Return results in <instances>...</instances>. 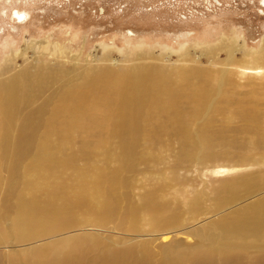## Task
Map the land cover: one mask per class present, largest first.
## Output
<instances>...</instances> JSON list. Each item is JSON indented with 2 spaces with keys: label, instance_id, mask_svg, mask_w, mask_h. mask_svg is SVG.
I'll return each mask as SVG.
<instances>
[{
  "label": "rangeland",
  "instance_id": "rangeland-1",
  "mask_svg": "<svg viewBox=\"0 0 264 264\" xmlns=\"http://www.w3.org/2000/svg\"><path fill=\"white\" fill-rule=\"evenodd\" d=\"M263 2L0 0V93L11 90L12 99L8 101L14 104V113L19 114L13 122L9 121L8 106L0 114V230L9 225L4 218H9L16 203L32 194L43 209L63 205L60 207L62 220L56 228L67 221L72 225L68 217L73 224L78 223L56 229L57 232L67 230L65 235H72L87 231L80 222L87 217L88 207L82 204L70 207L80 197L76 174L100 169L109 174L125 165L132 171L124 173L130 183L118 191L104 187L101 196L110 206L111 224L123 222L122 231L126 230L128 212L146 199L167 206L169 209L164 208L168 215L179 214L177 233L192 230L216 217L214 200L219 197L220 181L264 171ZM231 45L236 46V52L228 70L229 82L224 84L225 90L220 96H212L213 100L205 107L195 105L199 118L191 120L188 132H181L172 124L175 110L192 115L190 108L194 103L188 104L187 96L182 93L170 111L148 103L145 116L135 119L137 133H130L126 126L127 111L123 109V115L118 111L123 107L114 99L116 91L112 82H102L92 90L84 82L81 84L86 95L92 92L103 100L96 103V110L84 113L79 121L62 113L61 104H57V96L63 94L66 86L79 83L78 73L91 69L103 73L102 67L119 73L124 67L147 64L165 71L180 67L184 61L190 65L188 68L182 65L186 66L190 81L208 86L211 82L202 70H214V64H225ZM258 60L261 69L255 71L251 67ZM240 62H250L252 66L249 63L250 68L241 71ZM13 77H18L20 87L5 86L4 82ZM142 100L151 102L148 97ZM83 110L81 107L80 111ZM239 113L246 116L241 118ZM107 116L112 122L115 117H124L121 126L125 125V129L114 132L110 127L111 131H105L101 123H106ZM201 132L205 137H201ZM199 139L205 143L198 147ZM252 141L255 146L251 145ZM223 168L231 170L216 174L215 171ZM32 175L33 183L28 184L27 178ZM261 190L260 194L264 192V185ZM197 194L200 207L190 212L187 202ZM177 233L170 241H184ZM117 237L127 240L133 236L109 232L103 241L113 250L120 249L123 244L115 241ZM11 239L0 246V264H34L38 259L34 246L49 240L25 245ZM142 239L151 242L149 264H159L161 251L168 241H162L159 235ZM186 241L193 243V240ZM129 243L126 245L134 244ZM236 254L243 258L241 264L262 260L253 251L250 259L242 253ZM91 257L89 253L86 260ZM207 261L213 260L200 256L197 261L192 257L189 264Z\"/></svg>",
  "mask_w": 264,
  "mask_h": 264
},
{
  "label": "bare ground",
  "instance_id": "bare-ground-1",
  "mask_svg": "<svg viewBox=\"0 0 264 264\" xmlns=\"http://www.w3.org/2000/svg\"><path fill=\"white\" fill-rule=\"evenodd\" d=\"M235 52L236 46L231 45L228 49V58L225 64H214V70H202L203 76L211 82L208 86H205L203 83H192V81H190L191 79L188 76L189 73L187 70L190 65L184 61H181V66L184 64L187 65V68L186 66H180L178 68L174 67L175 69L172 70L165 69V71L162 70L161 67L157 68L156 66H148L143 63V65H139L141 71L138 69L139 67L133 66L131 68L124 67L119 73H114V71L112 72L109 68L105 69L102 67L104 68H101L103 73L92 69L88 72L84 71L83 74L81 72L84 81L81 78V74L78 73V75H76V80H78L79 83L69 84L63 90L61 88L63 94L57 96V104H61L60 109H62V113L68 114L70 118L75 121H79L84 113H92L93 109L96 110V103H102L103 100L102 98H97L95 96L96 94L94 95L92 92L86 95L81 88V84L84 82V85L91 86L90 88L92 90L96 88V85H101L102 82H112L115 86L114 90L116 91L114 99L120 104L119 107H123L119 108L118 111L120 115L125 113L123 109L127 111L129 120H126L128 121L126 126L130 133H137L135 128L138 120L135 119L145 116V110L147 109L144 110V108L148 103L152 104V107L160 106L165 108L166 111H170L173 110L175 100L179 99L182 93L183 96H187L188 104L194 103V106L192 105L190 108V110H192V115L189 116L187 113L183 114L181 110H175L172 124L181 132H188L190 123H192L191 120L199 118V110L195 109V105L199 104L200 107H205V104L213 98L212 96L219 95L221 91L223 92V90H225L223 89L224 84L229 82L230 75H228V70L230 64L234 60ZM259 62V60L256 61L251 69L260 71L261 65H259ZM249 63L250 62H240L239 69L245 71L250 68ZM111 73L117 76L111 78ZM72 78L73 77L67 79ZM213 81H215L216 84H214ZM4 83L5 86L7 85L8 87H20V80L18 77L7 79ZM9 90L10 89H6L5 94L0 93V114L4 110V107L8 106L10 109L9 121L13 122L17 119L19 114H17V112L14 113L12 109L14 104L8 101L12 99L10 95L11 90ZM144 97L150 98L151 102L142 100ZM171 102L173 107L171 106ZM221 102V104L224 103L223 101ZM226 105L228 106V103H226ZM81 107L84 108L83 111H80ZM239 107L241 108V106ZM185 108L188 109V107ZM224 111L221 112L223 113ZM242 116L244 117L246 114L241 115V118H243ZM109 118L108 116L105 117L106 123H101L104 124L105 131H111L110 127L114 132L125 129V125L121 126V121L124 117L121 119L115 117V122H112ZM55 120L54 122L57 121ZM201 137H205L204 132H201ZM204 143L203 139H201L197 146L199 147ZM251 145L255 146L256 144L252 141ZM245 157H247V155ZM230 170L231 169L223 168L215 172L216 174H223L226 172L228 173ZM128 171L132 172L131 168L125 165L118 167L109 174L104 173L101 169L93 172L82 171L76 174L75 181L78 184L80 197L74 204L72 203L70 207H78V204L88 207L87 211L89 213L86 215L87 217L84 221L80 222V225L83 223V227L85 226L86 230L88 228L87 231L72 235H65L68 232L67 230L57 232L56 229L70 228V226L73 225L77 226L78 223L73 224L75 222L68 217L67 209V220H71L72 225L69 223L70 221H67L66 223H60L56 228L55 225H57L59 220H62V211L60 207L63 205L56 208L45 207L43 209L38 206L35 196L28 194L25 198L20 199L16 203L15 210L11 212V215H8L9 218L3 217L6 221L8 220L9 225L7 224L8 226L4 231L3 229L0 230V246L5 245L4 242L8 238L11 239L10 237L18 244L24 243L25 245L27 243L30 244L29 242L32 241L36 242V240L43 241L44 239H49L44 241L46 242L44 244L42 243L37 247L34 246V254L38 257L35 261L36 264H42L44 261H46L47 264H54L55 262H59L60 264H149L151 255L149 243L151 242L143 240L142 237L159 235L162 241H168L161 251L162 257L159 260V264H189L192 257L197 258L198 261L200 260V256L202 258L208 257L210 260H213L201 264H241L240 262L243 258L237 257L238 254L236 253H242L246 259H250L252 255H250V253L252 251L255 253L256 257H260L262 260L253 261L251 264H264V192L260 194L262 192L261 187L264 185V171L245 173L229 180L220 181L217 189L219 197L214 200V207L216 209L214 214L217 216L203 224H199L192 230L190 229L189 231L180 233H177L180 229L175 226L179 225V221L176 219V216L179 214L173 212L168 215L166 209L169 208L167 206L164 204V206H162L149 199H146L140 206L135 205L136 207H133L128 212L125 222L127 223L125 231H122L124 227L121 224H123V222H119L116 225L111 224L113 215L110 206L106 201L101 200V196H103L104 187H107L111 191H118L121 190L119 188L126 187L130 181L124 177V173ZM33 179V175L31 178H27V183L32 184ZM187 204L189 205L190 212H194V210L198 209L200 207L198 194L195 195L190 202H187ZM170 212H172V210H170ZM73 215L74 214H72L71 217H73ZM1 218L0 224H2ZM191 219L195 221V217ZM72 230L75 232L77 229ZM105 232H122L125 233V235L133 237H129L127 240L117 237L115 241L121 242L123 247L113 250L111 247L106 246L107 243L103 241L106 236ZM176 233L182 235L184 241H170ZM134 239L137 241H133ZM186 240H193V243ZM131 241L134 244L129 246L126 245ZM7 243L9 244L10 242ZM89 253L92 254V257L86 260ZM81 258H83L82 261H80Z\"/></svg>",
  "mask_w": 264,
  "mask_h": 264
}]
</instances>
